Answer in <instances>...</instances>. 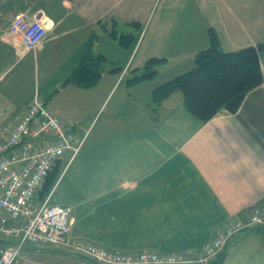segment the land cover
Wrapping results in <instances>:
<instances>
[{
    "label": "crops",
    "instance_id": "crops-1",
    "mask_svg": "<svg viewBox=\"0 0 264 264\" xmlns=\"http://www.w3.org/2000/svg\"><path fill=\"white\" fill-rule=\"evenodd\" d=\"M154 1L0 0V142L38 95L64 120L75 122L85 142L73 158L68 152L59 160V176L43 183L32 204L39 207L50 195L51 204L71 207L70 235L107 249L197 260L224 225L264 204V82L246 94L236 112L222 110L206 122L189 111L181 90L159 105L152 92L194 66L193 57L210 46V28L226 51L261 46L264 73V0H220V10L211 0L206 13H185L177 26V48L191 61H161L151 79L128 83L131 71L147 62L131 61L135 48L124 61H112L120 72L108 67L90 87L65 83L90 41L94 52H105L96 45L103 32L114 38V29L119 35V27L128 33L133 23L142 26ZM18 14L47 24L35 49L25 48L20 35L10 31ZM161 23L166 25L164 18ZM13 166L20 169L21 163ZM61 190L67 200L54 199ZM220 256L217 264H264V231L246 228L206 264ZM13 264L107 263L49 245L26 246Z\"/></svg>",
    "mask_w": 264,
    "mask_h": 264
},
{
    "label": "built area",
    "instance_id": "built-area-1",
    "mask_svg": "<svg viewBox=\"0 0 264 264\" xmlns=\"http://www.w3.org/2000/svg\"><path fill=\"white\" fill-rule=\"evenodd\" d=\"M10 31L20 35L25 48L35 49L46 35L47 24L18 14L11 22ZM40 136L45 139L39 143L36 139ZM84 142L78 138L76 123L64 120L38 95L10 136L0 142V233L8 239L0 244V264H13L26 246L49 245H64L107 264H206L246 228L260 227L264 231L262 204L253 206L244 219L224 225L205 246L204 256L197 260L152 250H110L72 237L71 207L51 204L50 195L39 207L32 201L59 160L68 152L73 158ZM19 163L21 168H14Z\"/></svg>",
    "mask_w": 264,
    "mask_h": 264
},
{
    "label": "trees",
    "instance_id": "trees-1",
    "mask_svg": "<svg viewBox=\"0 0 264 264\" xmlns=\"http://www.w3.org/2000/svg\"><path fill=\"white\" fill-rule=\"evenodd\" d=\"M133 25L135 28L141 27L138 22ZM110 34L125 46L136 39L133 31L118 35L114 29ZM209 39L210 46L195 55V63L191 69L154 88L152 92L154 104L159 105L175 90H181L189 111L206 122L222 110L236 112L246 94L264 82L259 56L261 46L249 45L226 51L220 46L218 34L213 28L209 29ZM92 46L93 42L90 41L87 53L65 83L72 82L81 87H90L100 81L107 71L108 67L106 68L104 64L108 57L102 52H94ZM160 59L152 57L147 60L142 70L133 69L128 77V83H137L154 77L158 73L156 65L161 62ZM109 70L120 72L122 67H111ZM59 163L50 171L44 183L55 182ZM0 242L5 241L0 238ZM221 260L220 256L213 264L220 263Z\"/></svg>",
    "mask_w": 264,
    "mask_h": 264
},
{
    "label": "rangeland",
    "instance_id": "rangeland-1",
    "mask_svg": "<svg viewBox=\"0 0 264 264\" xmlns=\"http://www.w3.org/2000/svg\"><path fill=\"white\" fill-rule=\"evenodd\" d=\"M207 1H209V9V3L211 0H155L153 3V9L150 18L141 27L135 28L133 30L136 39L133 41V43L131 42L128 46L121 45L118 39H116V42L115 38H111L103 32L100 40L98 39L99 41H96V45L100 46L99 48L105 50V52H102L106 53L108 57V61L104 64V66H106V68L116 67L117 65L113 62L120 63L121 61H124L125 57L131 54L135 48L136 49L131 59V61H135V65L137 61H147L152 57L161 58L160 61H191V59H189V53H187V51L182 53L177 48L181 45V41L177 35V26L179 25L180 17L185 15V13H190L193 10L202 14L206 13L208 11L206 6ZM214 3L215 10H220V0H214ZM153 15L155 16L151 23ZM200 17L202 18V16ZM163 18L165 19L166 25L161 23V20H163ZM187 19L191 22L194 20V17L192 15L187 14ZM156 26L160 27L162 30L158 28V30L156 31ZM113 28L116 27L110 26V29ZM121 28L122 27L117 28L119 30V35L122 33ZM112 39L115 41H113ZM139 48L140 50L138 52ZM145 49L146 55H144ZM194 58L195 57H193V59ZM193 59L192 61H194ZM159 65L160 64L156 65V68L158 70ZM67 161L68 157H66L63 162H61V168L65 167ZM75 169L76 167L73 166L70 172L74 171ZM61 171L62 170L59 171L58 176ZM69 175L70 174H68V176ZM67 180L68 178H66V181ZM68 193H70V197L75 200L76 195L74 194L73 190H70L68 188ZM59 197L62 201L67 200L66 191L61 190L57 192L55 194L54 199L57 200V198ZM0 238H2L4 241H8V239L2 236L1 233Z\"/></svg>",
    "mask_w": 264,
    "mask_h": 264
},
{
    "label": "water",
    "instance_id": "water-1",
    "mask_svg": "<svg viewBox=\"0 0 264 264\" xmlns=\"http://www.w3.org/2000/svg\"><path fill=\"white\" fill-rule=\"evenodd\" d=\"M0 244H1V242H0Z\"/></svg>",
    "mask_w": 264,
    "mask_h": 264
}]
</instances>
